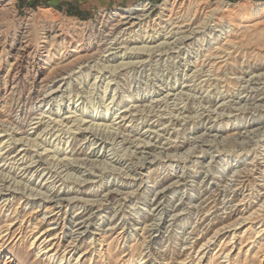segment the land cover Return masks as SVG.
I'll return each mask as SVG.
<instances>
[{"label": "rangeland", "instance_id": "1", "mask_svg": "<svg viewBox=\"0 0 264 264\" xmlns=\"http://www.w3.org/2000/svg\"><path fill=\"white\" fill-rule=\"evenodd\" d=\"M191 1L0 0V264H264V17L217 15L246 23L228 44L217 20L199 26L218 4L264 0H203L181 22L171 9ZM141 2L171 21L107 46L119 11ZM121 62L134 63L113 79ZM67 81L71 95L49 98ZM62 128L76 138L55 140ZM13 130L37 146L12 144Z\"/></svg>", "mask_w": 264, "mask_h": 264}, {"label": "bare ground", "instance_id": "2", "mask_svg": "<svg viewBox=\"0 0 264 264\" xmlns=\"http://www.w3.org/2000/svg\"><path fill=\"white\" fill-rule=\"evenodd\" d=\"M166 2H167V0H165V2L163 3L164 5L166 4ZM207 2V1H206ZM205 1H203V0H194V1H191L189 4H188V6L187 7H183L182 5H180V6H182L183 7V9L182 10H180L179 11V13L178 12H176V10H175V8L174 7H172V9H171V11H173V13H174V15L176 14V15H179V17L178 18H182V20H181V22H184V21H190L191 22V20H192V16H194L195 14H196V12L203 6V5H205V3H206ZM208 3V2H207ZM200 6V7H199ZM256 6L257 7H254V8H252V9H250V8H247V7H244V6H241V8L239 9V10H237V11H234V9H230V10H228V8L226 7V8H224L225 6H223V4H218L217 5V7H215V8H212V9H210L209 11H207V13H205V17L204 18H202L201 20H200V22H199V26H201V27H210V25H208V23L210 22V21H214V20H217L218 22H216V24H217V27H220L221 29H223V30H225L227 27H228V31H226V32H231V34H227L226 35V37H225V40H227L226 42H225V44H228V42L230 41L231 42V37L234 35V33H235V31L240 27V25L242 26V24H246L245 23V21H241L240 23H239V21H238V23H235V22H233L229 17H227V16H220V17H218L217 18V15H219L220 13H222V14H226V12H227V14L226 15H228V16H234L235 15V13L237 14V16H239L241 19L240 20H242V19H244V20H246V19H248V18H255L256 20L257 19H262L263 17H264V2H257V4H256ZM152 8H153V5H151L149 2H141V3H139V4H136V5H134V6H132V7H129V8H126V9H123V10H120L119 11V14L117 15L118 16V21H116L115 22V24H114V26H112V31H111V33H108L106 36H109L108 38H107V40H106V45L108 46V44L110 45V44H113V45H117V44H128V47L127 48H129V44L131 45V43H133V42H136V41H133L132 39H135V40H137L136 38H132V37H134V34L136 35L137 33L136 32H138V31H142V32H148V28L149 27H152V28H156V26H161V25H163V23H165V22H168V21H171V18L173 17V15L171 14V16H170V18H162V17H152ZM162 8H163V6H162ZM164 8H165V6H164ZM203 8V7H202ZM174 9V10H173ZM233 10V11H232ZM184 11V12H183ZM181 12H183V13H181ZM5 13H6V11H5ZM35 15V14H34ZM236 16V15H235ZM209 18V19H208ZM211 19V20H210ZM239 20V19H238ZM173 21V20H172ZM189 22V23H190ZM173 24L175 23V24H177L178 23V21L177 22H172ZM196 22H193L192 24H195ZM226 23H228V26H227V24ZM245 26H247V25H245ZM248 26H249V24H248ZM176 27V26H175ZM234 27V28H233ZM258 28H260L259 26L258 27H255V31H258ZM262 28V27H261ZM191 29V28H190ZM248 30L250 29V28H247ZM263 29H264V26H263ZM153 30V29H152ZM156 30V29H155ZM194 30L195 29H191V32L193 31L194 32ZM150 31V30H149ZM259 32V31H258ZM132 33H134L133 34V36H132ZM255 34H256V32H255ZM138 35V34H137ZM256 35H263L264 36V32L263 33H259V34H256ZM143 36V35H142ZM146 36V35H145ZM188 35L186 34V35H184L183 37H182V39H184L185 37H187ZM245 36V35H244ZM248 36V35H247ZM253 36V35H252ZM135 37H137V36H135ZM149 37H151V35H149L148 37H145V40L143 41V37H142V41H141V39H140V42H144V43H150V42H152V39L151 40H149L148 41V39H149ZM153 37H154V35H153ZM189 37V36H188ZM250 37V36H249ZM122 38V41L120 42V39ZM140 38V37H139ZM108 41H110V43H108ZM153 42H155V41H153ZM147 45V44H146ZM160 45V44H159ZM157 46V45H156ZM153 47H155V46H153ZM111 48V47H110ZM147 47L145 46V45H143L142 44V46H139V47H135V46H133L132 47V49L133 50H136L135 52H137L138 54H144V53H139V51H147V52H152L153 51V49L151 48V47H148V49H146ZM217 49H219V48H217ZM137 50H139V51H137ZM161 50V49H160ZM148 54V53H147ZM150 55V54H149ZM214 55V54H213ZM138 56V55H137ZM142 56H138V58H141ZM231 58V57H230ZM144 59V58H143ZM146 59V58H145ZM145 59L144 60H142L141 59V61H139L138 60V62L139 63H142V62H144L145 61ZM134 62H136V60L134 61ZM134 62H121V64L120 65H114V67H112L111 68V72H112V76L114 77V75L116 74V71L121 67V66H126V65H128L129 63H134ZM146 62V61H145ZM97 64V63H96ZM95 64V65H96ZM137 64V63H136ZM143 64V63H142ZM103 65H105V64H103ZM98 67H100V66H98ZM103 67V66H102ZM102 69H104V67L102 68ZM215 71V70H214ZM128 74V72H126V73H124V75H127ZM234 74V73H233ZM256 75V74H255ZM87 76V75H86ZM261 76V75H260ZM215 78V77H214ZM233 78H235V77H233ZM113 79H116L115 77L113 78ZM232 79V78H231ZM236 79V78H235ZM227 80V79H226ZM87 81V80H86ZM229 81V80H228ZM111 82V80H109V82L107 83V86H106V91H107V89H108V86H109V83ZM67 84H68V86H67ZM159 84V83H158ZM229 84V83H228ZM93 85H95V83L94 84H92L91 85V88H93L92 86ZM237 85V84H236ZM235 85V86H236ZM66 86V90H68V91H66V93L67 92H69L68 94L69 95H71V93H72V90L70 89H68L69 88V86H71V83L69 82L68 83V81L67 82H65L64 83V85L62 86V89H60V88H56V90H53V92H55V93H53L52 95H49V98L50 97H52V96H54L55 94H57V93H59V92H62L63 91V87H65ZM224 86V85H223ZM229 86H231V84L229 85ZM242 86V85H241ZM60 87V86H59ZM116 89H117V87L115 88V91H116ZM219 91V90H218ZM228 91V90H227ZM64 94V93H63ZM63 94H61V98L63 97ZM115 95L116 94H114V96H113V98H112V101L111 102H113L114 101V98H115ZM60 98V99H61ZM105 98V97H104ZM126 101H129V102H133V101H131V99H132V96L130 95V94H126ZM52 100V99H51ZM61 102V101H60ZM50 103V102H49ZM49 103H48V105H49ZM202 103V102H201ZM59 104V103H58ZM120 104H123V101H120ZM120 104L118 103L117 104V106L119 107L120 106ZM19 105V104H18ZM60 106V105H59ZM109 106V105H108ZM107 106V107H108ZM234 107V106H233ZM122 108V107H121ZM120 108V109H121ZM69 112V111H68ZM229 112H231V111H229ZM127 114L125 113L124 114V117L126 116ZM190 116V115H189ZM61 117V116H60ZM68 117H70V116H68ZM68 117H65V119L67 120V118ZM121 117V116H120ZM44 118V117H43ZM119 118V117H118ZM65 119H64V123H65ZM55 120V119H54ZM186 120V119H185ZM41 122V121H40ZM45 123H41V124H38V122H36V126H35V128H36V131L37 130H39V129H41L42 127H43V125H44ZM50 126V124H47V126H45L44 127V129L43 130H41L40 131V133H39V135H38V137L39 136H41L44 132H46L47 131V129H48V127ZM56 126V125H55ZM8 127V126H7ZM110 127V126H109ZM87 128H89V126H87ZM73 129V128H72ZM74 129H81V127L80 126H78L77 128H74ZM35 131V132H36ZM59 131H63L55 140H61L62 139V135L63 134H70L69 135V137L68 138H71L72 136H73V140L76 138L75 137V133L74 132H71V131H73V130H71L70 128L69 129H67V130H64V128H62V129H58L57 130V132H59ZM84 132V131H83ZM17 133V132H16ZM27 133V132H26ZM25 133V134H26ZM47 133H49V131L48 132H46V133H44V135H46ZM15 134V131L13 130V133L11 134V135H14ZM92 136H95L91 141V145H96L97 143H98V141H100V138L98 137L97 138V135H96V133L95 132H93V134H92ZM17 137V135H14V136H12L11 137V139H13V141H12V144L13 143H16L17 142V140H24L25 142H27V143H30L32 146H37V143H36V141H37V139H31V138H27V137H23V136H21L20 138H16ZM37 137V138H38ZM40 138V137H39ZM64 138H65V136H64ZM87 138H88V136H87ZM73 143V142H72ZM105 146H107V144H106V142L105 141H103V142H101L100 143V145H99V147H101V148H103V147H105ZM4 148L5 147H2V148H0L1 149V152L4 150ZM20 149H22V148H20ZM23 151H26V149H22V151H21V153L23 152ZM72 151V150H71ZM70 151V152H71ZM171 151H169V153H170ZM7 153V152H6ZM21 153H19L18 155H20ZM29 153V151H27V152H25L24 153V156L22 157V158H24L27 154ZM42 154V153H41ZM38 155V156H40V157H42V155ZM18 155H16V156H18ZM56 155L57 154H53L52 155V157H56ZM66 155H69L68 153L66 154ZM77 158L78 157H76V158H74V159H76L77 160ZM144 159L146 160V157H144ZM34 160V158L33 157H31V161H33ZM56 160H58V158L56 159ZM65 160V161H64ZM63 161H64V165L63 166H66V165H69L70 164V162L71 161H69V162H66L67 160L66 159H64ZM28 162V161H27ZM26 162V163H27ZM61 162V161H60ZM59 162V163H60ZM53 164H54V162H53ZM58 164V163H57ZM62 165V164H61ZM36 166H38V165H36ZM40 166H42V164H40ZM72 166V165H71ZM50 167V166H49ZM55 167H57V166H55ZM26 169V168H25ZM46 170H49V168H47V167H45L44 169H42V172H45ZM51 170H52V168H50V170L48 171V173L46 174V176L48 175V174H50L51 173ZM69 173V172H68ZM57 174V173H56ZM51 177H54V175H51ZM58 177V176H57ZM60 177V176H59ZM93 177H95L94 175H92V174H90V178H88V179H91V178H93ZM45 179V178H44ZM57 179V178H56ZM53 181H55V180H53ZM76 186H78V185H75V187L74 188H76ZM69 187V186H68ZM73 188V189H74ZM49 190V189H48ZM79 190H81V189H79ZM78 190V191H79ZM29 191V190H28ZM38 194H40V193H38ZM75 195H77L78 196V194L76 193ZM67 196H70V197H68V198H66V200H68V204H70L71 202H73L74 200H75V196H71V194L70 193H67ZM44 197H51V196H49V195H45ZM61 199H59V201H60ZM71 206V205H70ZM263 209V208H262ZM158 215H162V213H158ZM104 217H105V215H103ZM103 218V217H102ZM159 219V218H158ZM263 220H264V217H263ZM262 220V221H263ZM82 222H80L79 224H81ZM35 226H37V224L35 225ZM264 225H262V227H263ZM34 230V229H33ZM219 230H221V228H218L217 229V231H219ZM44 232V231H43ZM216 233V232H215ZM38 234L36 235V238H38ZM144 239V242H146V239H147V237L145 236V237H143ZM209 240L211 239V237L210 238H208ZM37 240V239H36ZM39 240V239H38ZM34 242H35V240H33L32 241V243H31V245H33L34 244ZM171 242V241H170ZM206 243L207 242H204V243H202L201 244V248L204 246V245H206ZM51 248H49L48 250H47V247H42L41 245L39 246V254H40V252H42V251H44V253H46V252H49V250H50ZM200 252V251H199ZM46 254H48V253H46ZM142 254V253H141ZM141 256V255H140ZM49 257V259L50 260H52L53 262H54V260H55V258H56V255L55 254H51V255H49L48 256ZM132 257V256H131ZM76 258V257H75ZM75 258L74 259H69V263L70 264H78L79 263V260H80V256H78L77 257V259L75 260ZM144 258H145V256L144 257H142V258H140V261L141 262H143V260H144ZM65 259V254L62 256V257H60L58 260H56L55 262H58L59 260H60V264L63 262V260ZM131 259V258H130ZM168 259H171V258H168ZM168 259H166V260H168ZM110 260V259H109ZM114 259H111L109 262L110 263H112V261H113ZM119 260V259H118ZM153 260H155V259H153ZM181 260V259H180ZM162 262H163V260H161ZM182 261H185V259L184 260H182ZM128 262V261H127ZM131 262V261H130ZM109 263V264H110ZM147 262H145L144 261V264H146ZM56 264V263H55ZM155 264H157V263H155ZM165 264V263H164ZM166 264H168V263H166ZM181 264V263H180Z\"/></svg>", "mask_w": 264, "mask_h": 264}, {"label": "crops", "instance_id": "3", "mask_svg": "<svg viewBox=\"0 0 264 264\" xmlns=\"http://www.w3.org/2000/svg\"><path fill=\"white\" fill-rule=\"evenodd\" d=\"M62 1H68L69 3L72 2V0H62ZM79 3H84L86 6L90 8H109V6L119 5V4H130L134 2L135 0H78Z\"/></svg>", "mask_w": 264, "mask_h": 264}]
</instances>
